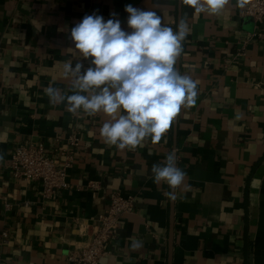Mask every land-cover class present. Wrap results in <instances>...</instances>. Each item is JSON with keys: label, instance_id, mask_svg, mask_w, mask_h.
Returning <instances> with one entry per match:
<instances>
[{"label": "crops", "instance_id": "crops-1", "mask_svg": "<svg viewBox=\"0 0 264 264\" xmlns=\"http://www.w3.org/2000/svg\"><path fill=\"white\" fill-rule=\"evenodd\" d=\"M247 2L210 15L180 0H0V264H72L69 252L88 242L116 190L134 194L136 206L99 264H264V22L243 15ZM128 4L174 30L184 17L189 34L175 67L198 96L160 142L118 150L100 135L106 114H72L44 89L72 94L65 64L83 71L91 58L74 48L71 29L95 14L130 32ZM73 133L69 188L45 196L40 181L11 173L15 145L43 143L61 162ZM171 152L187 174L175 201L151 171ZM133 240L142 246L133 250Z\"/></svg>", "mask_w": 264, "mask_h": 264}, {"label": "clouds", "instance_id": "clouds-1", "mask_svg": "<svg viewBox=\"0 0 264 264\" xmlns=\"http://www.w3.org/2000/svg\"><path fill=\"white\" fill-rule=\"evenodd\" d=\"M197 14H219L229 0H180ZM243 8L246 0H237ZM130 32L118 19L107 21L100 15H85L70 32L74 48L91 66L65 64L64 75L71 78V95L51 84L44 89L52 105L67 103L72 114H106L100 135L105 144L118 150L135 149L147 139L158 143L172 127L182 107L196 104L198 85L175 67L183 42L189 34L181 17L174 30L154 11L125 6ZM115 15V14H113ZM3 157L0 156V159ZM153 181L166 183L172 190L169 199H177L176 190L184 186L186 172L177 167L175 152L163 164L152 166ZM142 242L133 240V250Z\"/></svg>", "mask_w": 264, "mask_h": 264}, {"label": "built area", "instance_id": "built-area-1", "mask_svg": "<svg viewBox=\"0 0 264 264\" xmlns=\"http://www.w3.org/2000/svg\"><path fill=\"white\" fill-rule=\"evenodd\" d=\"M242 13L251 17L258 25L262 24L264 0H248ZM67 140V148L59 151L62 156L61 162L56 156L47 152L43 143L15 145L8 160L11 173L27 181H40L43 184L45 196H51L60 189L69 188V170L75 163L80 135L73 133ZM1 172L0 167V177ZM90 186L95 189L98 187L95 181H91ZM110 200L109 207L99 214L88 242L69 252L68 260L72 264H99L109 253V243L118 235L124 216L135 210L136 196L134 194L116 190L111 194ZM3 234L6 237L8 232L4 231Z\"/></svg>", "mask_w": 264, "mask_h": 264}]
</instances>
